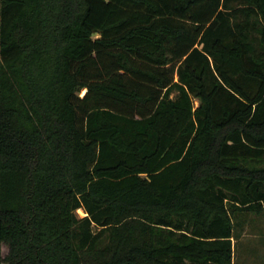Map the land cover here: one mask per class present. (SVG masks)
<instances>
[{"label": "trees", "instance_id": "trees-1", "mask_svg": "<svg viewBox=\"0 0 264 264\" xmlns=\"http://www.w3.org/2000/svg\"><path fill=\"white\" fill-rule=\"evenodd\" d=\"M263 210L264 0H0V264H233Z\"/></svg>", "mask_w": 264, "mask_h": 264}, {"label": "rangeland", "instance_id": "rangeland-1", "mask_svg": "<svg viewBox=\"0 0 264 264\" xmlns=\"http://www.w3.org/2000/svg\"><path fill=\"white\" fill-rule=\"evenodd\" d=\"M84 91V90H83ZM82 215L84 210L78 209ZM249 221L242 231V228L236 227L237 238L234 244V259L233 264H264V256L259 254L258 243L264 240V235L260 232L264 230V223H260V216L255 212L247 213ZM262 217V216H261ZM3 254L8 250V246L4 243L2 245ZM7 264V263H4Z\"/></svg>", "mask_w": 264, "mask_h": 264}, {"label": "crops", "instance_id": "crops-1", "mask_svg": "<svg viewBox=\"0 0 264 264\" xmlns=\"http://www.w3.org/2000/svg\"><path fill=\"white\" fill-rule=\"evenodd\" d=\"M247 213H249V212H247ZM256 214H257V216H260V220H263V221H260V223H264V210L262 212L256 213ZM248 221H249V218L247 217V214H246L244 216V222H243V225H242V231L245 230V227H246ZM260 232L264 235V230H261ZM257 247L259 248V254L264 256V240H261L258 243Z\"/></svg>", "mask_w": 264, "mask_h": 264}]
</instances>
